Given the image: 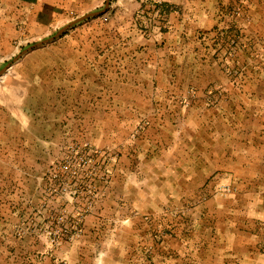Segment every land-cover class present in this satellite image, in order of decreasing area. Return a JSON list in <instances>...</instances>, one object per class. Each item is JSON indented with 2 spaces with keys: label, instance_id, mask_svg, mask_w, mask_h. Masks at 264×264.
<instances>
[{
  "label": "rangeland",
  "instance_id": "obj_1",
  "mask_svg": "<svg viewBox=\"0 0 264 264\" xmlns=\"http://www.w3.org/2000/svg\"><path fill=\"white\" fill-rule=\"evenodd\" d=\"M4 67L0 264L264 249V0H0Z\"/></svg>",
  "mask_w": 264,
  "mask_h": 264
},
{
  "label": "crops",
  "instance_id": "obj_2",
  "mask_svg": "<svg viewBox=\"0 0 264 264\" xmlns=\"http://www.w3.org/2000/svg\"><path fill=\"white\" fill-rule=\"evenodd\" d=\"M231 207V205H230ZM250 218V219H249ZM242 217L241 218V229L245 232L243 233L246 238L252 237V240H256L257 242H261L262 245L264 244V208L259 209L258 216H250ZM232 220H230L231 222ZM215 241L219 242V247H216L215 251L213 247L209 245L208 254L210 257L215 258L214 262H209L208 264H231L227 259L231 258L232 256L239 257L241 260L238 264H264V249L261 248H253V249H245V250H238L233 251L232 254L230 250L222 249L224 246L222 244L223 238L222 237H214ZM227 237L224 238V241H227ZM255 241V242H256Z\"/></svg>",
  "mask_w": 264,
  "mask_h": 264
},
{
  "label": "water",
  "instance_id": "obj_3",
  "mask_svg": "<svg viewBox=\"0 0 264 264\" xmlns=\"http://www.w3.org/2000/svg\"><path fill=\"white\" fill-rule=\"evenodd\" d=\"M106 5H107V4H106ZM96 14H97V13H89V14H86V15L82 16L81 18H78V19L74 20L73 22H71V23L68 24L67 26H65V27H63L62 29H60V30L58 31L57 35H60V34L63 33L68 27H70V26L73 25L74 23L80 21L81 19L86 18V17H89V16H92V15H96ZM50 40H51V39H50ZM45 42H46V40H44V41H40V42H38V43L32 45L31 47H29L28 49H26V50L24 51V53H25L26 51L30 50V49H33V48H36V47L42 45V44L45 43ZM6 69H7V67H4L3 69H1V70H0V75H2L3 72H4Z\"/></svg>",
  "mask_w": 264,
  "mask_h": 264
},
{
  "label": "built area",
  "instance_id": "obj_4",
  "mask_svg": "<svg viewBox=\"0 0 264 264\" xmlns=\"http://www.w3.org/2000/svg\"><path fill=\"white\" fill-rule=\"evenodd\" d=\"M225 188H226V190H229V185H226Z\"/></svg>",
  "mask_w": 264,
  "mask_h": 264
}]
</instances>
